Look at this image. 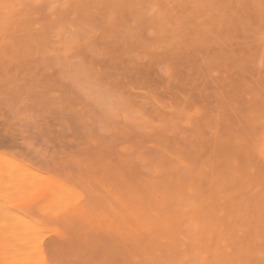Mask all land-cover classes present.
Masks as SVG:
<instances>
[{"label":"rangeland","instance_id":"rangeland-1","mask_svg":"<svg viewBox=\"0 0 264 264\" xmlns=\"http://www.w3.org/2000/svg\"><path fill=\"white\" fill-rule=\"evenodd\" d=\"M0 264H264V0H0Z\"/></svg>","mask_w":264,"mask_h":264},{"label":"bare ground","instance_id":"bare-ground-1","mask_svg":"<svg viewBox=\"0 0 264 264\" xmlns=\"http://www.w3.org/2000/svg\"><path fill=\"white\" fill-rule=\"evenodd\" d=\"M202 228V227H201Z\"/></svg>","mask_w":264,"mask_h":264}]
</instances>
